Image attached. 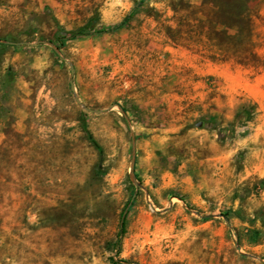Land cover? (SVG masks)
I'll list each match as a JSON object with an SVG mask.
<instances>
[{"label": "rangeland", "instance_id": "obj_1", "mask_svg": "<svg viewBox=\"0 0 264 264\" xmlns=\"http://www.w3.org/2000/svg\"><path fill=\"white\" fill-rule=\"evenodd\" d=\"M111 259L264 264V0H0V264Z\"/></svg>", "mask_w": 264, "mask_h": 264}, {"label": "trees", "instance_id": "obj_2", "mask_svg": "<svg viewBox=\"0 0 264 264\" xmlns=\"http://www.w3.org/2000/svg\"><path fill=\"white\" fill-rule=\"evenodd\" d=\"M132 12H133V9H131L129 11V13L125 17H123L120 22H118L115 25H112V26L103 28L100 31L103 32V31H109V30L117 29L118 27H120L121 25H123L125 23V21L131 16ZM70 36H75V34H72ZM132 202H133V200L132 199H129L127 201V203L125 204V206L123 207V209L121 210V212H120V215H119V219H120L119 220V229H118V233H117L118 234V238H120L121 234L123 233V229H124V219H125V216H126L127 212L131 208ZM111 264H118V263H117L116 260L111 259Z\"/></svg>", "mask_w": 264, "mask_h": 264}, {"label": "water", "instance_id": "obj_3", "mask_svg": "<svg viewBox=\"0 0 264 264\" xmlns=\"http://www.w3.org/2000/svg\"><path fill=\"white\" fill-rule=\"evenodd\" d=\"M70 72H71V71H70ZM68 83H69V88H70V90L73 91V90H74V86H73V83H72L71 76H70V78H69ZM74 99H75L76 102H79L78 99H77L76 97H75ZM222 218L227 222L226 217L222 216ZM236 248L238 249L239 247L236 246Z\"/></svg>", "mask_w": 264, "mask_h": 264}]
</instances>
